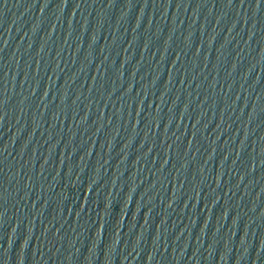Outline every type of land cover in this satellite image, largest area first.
<instances>
[{
	"label": "water",
	"instance_id": "1",
	"mask_svg": "<svg viewBox=\"0 0 264 264\" xmlns=\"http://www.w3.org/2000/svg\"><path fill=\"white\" fill-rule=\"evenodd\" d=\"M0 264H264V0H0Z\"/></svg>",
	"mask_w": 264,
	"mask_h": 264
}]
</instances>
